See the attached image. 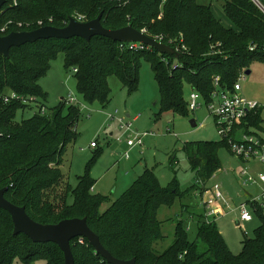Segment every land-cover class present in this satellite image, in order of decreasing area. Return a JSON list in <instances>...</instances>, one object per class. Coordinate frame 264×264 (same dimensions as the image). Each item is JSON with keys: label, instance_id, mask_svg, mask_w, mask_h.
<instances>
[{"label": "trees", "instance_id": "obj_1", "mask_svg": "<svg viewBox=\"0 0 264 264\" xmlns=\"http://www.w3.org/2000/svg\"><path fill=\"white\" fill-rule=\"evenodd\" d=\"M211 7V3L200 0H6L0 11V26L7 21L23 25L11 27L9 32L62 28L69 18L82 16L85 22L101 14L100 22L108 30L130 25L140 32L145 30L153 39L161 36L162 43L172 50L181 38L186 52L168 56L149 48L128 51L123 43L97 36L89 43L82 38L39 40L10 49L9 58L0 57V189H6L4 198L24 207L38 224L85 218L100 243L118 260L134 259L136 264H264L261 217L254 236L243 235L238 254L229 251L214 222L204 221V213L188 214L187 220L197 218L193 240H188V225L177 220L172 244L158 253L154 245L164 238L159 209L180 202L183 193H178L174 185L161 188L150 170L100 213L104 197L91 193L95 181L89 176L96 154L85 174L78 178L77 186L71 189L66 182L64 195L54 197V191L63 184L60 166L65 147L77 137L79 109L63 101V105L46 111L38 101L45 99L38 81L47 73L50 62L58 54L63 55L65 69L77 70L73 74L82 100L106 105L108 78L115 76L129 93L135 91L140 60L144 59L158 84L161 111L185 117L189 112L183 97L185 85L207 105L216 88L214 79H218V91L230 89L240 72L248 71L250 62L264 64V14L256 4L250 0H224L222 12L231 28L215 18ZM38 21L43 25L39 26ZM9 93L34 99L38 112L16 123V113L28 106L14 100L3 103L1 97ZM259 125L257 117L243 126ZM219 147L227 150L222 140L185 145L187 161L196 177L192 193L197 182L205 185L220 169ZM182 209L188 213L186 207ZM70 244L74 264H108L85 240L80 243L74 238ZM15 259L25 264L40 259L45 264H64L54 244H34L25 235H13L10 215L0 210V264H12Z\"/></svg>", "mask_w": 264, "mask_h": 264}, {"label": "rangeland", "instance_id": "obj_2", "mask_svg": "<svg viewBox=\"0 0 264 264\" xmlns=\"http://www.w3.org/2000/svg\"><path fill=\"white\" fill-rule=\"evenodd\" d=\"M223 1L200 0L204 4L211 3L215 18L225 27L231 28L230 21L222 12ZM248 70L249 74L243 75V79L239 80L240 95L264 106V64L252 61ZM107 83L110 93L106 105L82 100L75 86L73 70L65 69L64 57L61 54L50 62L47 73L38 81L39 87L45 94V99L38 101L46 111L57 105H63L70 92L79 102L76 105L79 109V119L75 128L77 137L65 147L60 166L63 184L54 191V197L60 199V196L64 195L66 182L71 189L77 186L78 178L85 174L87 166L96 154L98 156L90 163L89 176L95 181L93 194L104 197V202L98 209L100 213L117 202L144 171L150 170L161 188L174 185L178 193H183L180 202L177 200L171 207L159 209L158 220L161 222L164 238L154 245V249L160 253L172 244L175 222L181 219L188 225V240H193L196 234L194 220L197 218L187 220L188 214L197 216L204 211L201 208L198 191L192 193L193 187L196 186V177L187 161L184 147L197 141L205 143L221 141L213 116L208 113L203 103L201 108L188 112L185 117L161 111L158 84L155 82L150 64L144 59L140 60L138 86L135 91L129 93L115 76L109 77ZM189 94L190 89L185 85L183 97L186 101L189 99ZM27 106L16 113L14 117L16 123L29 119L38 112L36 107L39 106L38 103ZM119 118L127 122L136 118L132 122L131 129L146 135L142 138V146L133 148L127 160L119 155L128 151L125 145L127 135L119 129L117 122ZM192 121L195 123L194 127L191 125ZM261 126L264 128V122ZM253 130L251 131L255 132ZM259 135L264 137V132ZM118 138L121 139L120 142ZM91 143H94V148L90 147ZM217 158L220 161V170L213 174L212 179L208 180L205 186L221 185V191L226 199H229L230 204L235 207L246 200L244 192L238 185L239 172L243 165L224 147H219ZM257 169L264 171V166H253L254 172ZM244 191L249 194L254 193L252 188ZM52 195L53 193L50 194ZM71 201L70 198L68 204ZM55 203L57 204L58 200ZM184 207L188 209V213L182 209ZM237 215L238 212L233 211L228 216L214 220L233 254L240 252L243 238H252L254 231L261 224L259 220L253 219L245 223L243 229L237 228L234 223L238 218ZM12 264L25 263L15 259ZM32 264H45V262L40 259Z\"/></svg>", "mask_w": 264, "mask_h": 264}, {"label": "built area", "instance_id": "obj_3", "mask_svg": "<svg viewBox=\"0 0 264 264\" xmlns=\"http://www.w3.org/2000/svg\"><path fill=\"white\" fill-rule=\"evenodd\" d=\"M161 1L163 3L166 0ZM250 1L255 3L264 14V4L260 2H264V0ZM13 5L15 6V3H13ZM74 20L77 22L83 21L82 16ZM37 24L39 26L43 25L40 21H38ZM22 26L23 25L20 23L7 21L0 26V37L9 34L11 27L18 29ZM141 32L145 33V30H141ZM154 39L159 43L162 42L161 36ZM178 41L179 42H176L175 44L169 41L170 44H174L172 51H174V53L186 52V48L184 44H182L181 38ZM123 44L128 51H143L146 48L151 49L140 43ZM73 72H77V70L73 69ZM243 75H245L244 70L240 72L236 82L230 89L221 91L217 90L218 79H214V86L216 88L210 93L211 99L209 103L205 105L208 113L214 118L218 135L227 146L228 152L243 165L239 172L238 185L241 187L242 192H244L246 200L234 207L230 204L229 199H226L225 194L221 191V185L219 184H214L212 187H206L201 182H197V188L194 191H198L197 193H199L201 208L204 211V221L206 223H213L216 218L225 217L233 211H237L238 218L234 223L236 227L240 229H243V225L253 221V219L259 220L261 217L264 220V171H258L257 169L254 172L253 170V166L255 165L264 166V137L259 135L264 132V128L261 126L264 122V106L258 102L256 103L247 100L240 95L241 88L239 80L241 78L243 79ZM188 98L187 109L189 112H194L201 108L203 101L197 92H190ZM1 100L3 103L14 100L20 101L25 105L36 104L34 99H25L15 93L6 94L1 97ZM65 103L76 106L79 102L76 101L75 97L70 92ZM257 117L260 118V125L258 128L252 126L245 128L243 126L244 124L247 125L249 121L256 119ZM117 122L120 131L127 135L125 140L126 147L132 149L134 146H142V138L146 135H141L131 129L134 119L131 122H127L125 119L119 118L117 119ZM251 130L255 132H252ZM117 140L120 142L121 139L118 138ZM90 147L94 148V143H91ZM122 157L128 159V151L122 154ZM248 188H252L254 193L249 194L244 191ZM78 240L80 243L83 241L80 238H78Z\"/></svg>", "mask_w": 264, "mask_h": 264}, {"label": "water", "instance_id": "obj_4", "mask_svg": "<svg viewBox=\"0 0 264 264\" xmlns=\"http://www.w3.org/2000/svg\"><path fill=\"white\" fill-rule=\"evenodd\" d=\"M5 4L6 0H0V11ZM100 20L101 14H98L95 19L85 22H77L73 18H69L65 27L62 28L47 26L34 29V31L10 32L0 37V57L9 58L10 49L34 44L39 40L82 38L89 43L91 39L97 36L107 38L112 42L140 43L159 54L168 56L174 54V51L166 44L157 42L130 25L108 30L102 26ZM248 74L249 70L245 72V75ZM191 125L194 127L195 123L192 121ZM5 192L6 189H0V210L10 215L13 235H25L34 244H54L61 251L64 264H74L70 244L74 238H80L89 243L94 253L108 264H136L134 259L118 260L112 257L100 243L98 236L87 226L85 218L65 219L55 224H38L25 213L24 207L15 206L6 200L4 198Z\"/></svg>", "mask_w": 264, "mask_h": 264}, {"label": "crops", "instance_id": "obj_5", "mask_svg": "<svg viewBox=\"0 0 264 264\" xmlns=\"http://www.w3.org/2000/svg\"><path fill=\"white\" fill-rule=\"evenodd\" d=\"M136 120V118L134 119V121ZM135 147H139V146H134L133 148H135ZM127 149H128V156H129V152L133 149H129L128 147H126ZM119 154V153H118ZM119 155H121V157H122V154H119ZM123 158V157H122ZM129 158V157H128ZM123 159H125V158H123ZM125 160H127V159H125ZM220 170V169H219ZM218 172V171H217ZM226 172V171H225ZM213 176V175H212ZM212 179V178H211ZM93 191V189L91 190V193H93L92 192ZM235 220V219H234ZM235 222V221H234ZM220 233V232H219ZM221 234V233H220ZM221 236H222V234H221ZM223 238V237H222ZM224 240V239H223ZM226 242V241H225ZM227 244V243H226ZM227 247H228V245H227ZM229 249V248H228ZM229 251H231L230 249H229ZM232 252V251H231ZM233 253V252H232Z\"/></svg>", "mask_w": 264, "mask_h": 264}]
</instances>
